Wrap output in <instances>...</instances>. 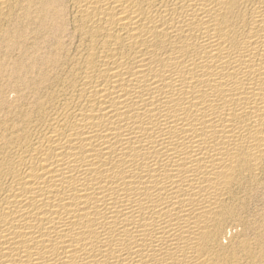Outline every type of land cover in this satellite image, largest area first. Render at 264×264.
Listing matches in <instances>:
<instances>
[{"label":"bare ground","instance_id":"obj_1","mask_svg":"<svg viewBox=\"0 0 264 264\" xmlns=\"http://www.w3.org/2000/svg\"><path fill=\"white\" fill-rule=\"evenodd\" d=\"M0 264H264V0H0Z\"/></svg>","mask_w":264,"mask_h":264}]
</instances>
